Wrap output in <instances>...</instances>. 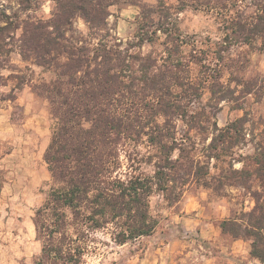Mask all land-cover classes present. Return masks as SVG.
<instances>
[{
  "label": "trees",
  "instance_id": "obj_1",
  "mask_svg": "<svg viewBox=\"0 0 264 264\" xmlns=\"http://www.w3.org/2000/svg\"><path fill=\"white\" fill-rule=\"evenodd\" d=\"M120 2L139 7L127 47L108 21ZM187 6L214 13L213 36L181 29ZM76 16L87 25L83 37ZM20 50L54 73L33 86L53 121L33 264H82L97 231L121 245L151 235L150 197L173 205L192 184L252 200L249 209L240 200L219 227L264 262V119L247 107L261 102L264 73L246 75L250 54L264 53V0H58L51 17L24 21ZM223 102L242 114L221 126Z\"/></svg>",
  "mask_w": 264,
  "mask_h": 264
},
{
  "label": "rangeland",
  "instance_id": "obj_2",
  "mask_svg": "<svg viewBox=\"0 0 264 264\" xmlns=\"http://www.w3.org/2000/svg\"><path fill=\"white\" fill-rule=\"evenodd\" d=\"M57 2L0 0V264H33L41 248L32 217L50 189V173L43 155L53 121L48 100L37 95L33 86L53 78L54 73L38 65L33 57L24 58L20 45L24 21L51 17ZM108 9L115 41L122 40L121 46L127 47L135 32L139 7L120 2ZM178 17L185 33L213 36L216 32L212 12L187 6ZM73 26L76 35L83 37L88 32L80 16L74 18ZM154 46L160 48L158 44ZM148 49V44L142 48ZM257 73H264V53L252 52L246 75ZM247 107L254 118L264 119V95L261 102L248 103ZM241 114V110L223 102L216 118L222 126ZM138 149L145 151L143 144ZM141 169L150 172L151 166L143 164ZM238 193L232 189L228 196H217L192 184L178 203L169 205L156 192L150 197V213L158 225L151 235L121 245L107 231H97L82 264H264L251 257L249 241L223 234L219 227L221 219L242 207L240 200H244L245 209L253 205L249 197L238 199Z\"/></svg>",
  "mask_w": 264,
  "mask_h": 264
}]
</instances>
